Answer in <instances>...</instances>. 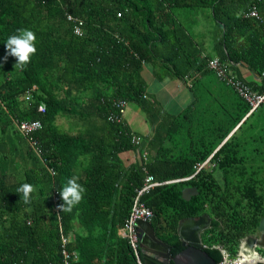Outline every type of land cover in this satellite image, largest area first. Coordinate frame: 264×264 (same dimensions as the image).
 Listing matches in <instances>:
<instances>
[{"label":"trees","instance_id":"obj_1","mask_svg":"<svg viewBox=\"0 0 264 264\" xmlns=\"http://www.w3.org/2000/svg\"><path fill=\"white\" fill-rule=\"evenodd\" d=\"M253 1L261 19L244 15ZM179 6L212 8L218 55L234 69L243 64L258 74V87L246 82L264 92V0H0V264H62L63 236L79 254L71 264H139L120 230L148 174L172 181L143 196L172 255L184 249L178 228L186 218L212 216L203 237L217 262L223 254L214 245L235 256L241 239L258 230L264 176L246 153L264 150V103L248 114L250 103L218 78L205 90L195 81L193 101L175 114L160 113L145 97L146 62H161L178 78L206 68V60L198 65L194 37L174 13ZM67 12L84 21L80 29ZM18 28L37 37V52L23 70L14 68V57L5 59L6 40ZM116 99L138 104L154 133L144 136L126 119L109 120ZM41 103L46 112L39 111ZM59 117L83 126L74 134L64 131ZM34 119L42 122L33 134L41 156L16 122ZM135 134L142 144L132 142ZM254 144L260 146L250 148ZM136 148L140 160L125 169L119 153ZM207 160L212 167L198 169ZM73 175L86 188L84 198L71 213L58 212L59 190ZM23 183L37 188L29 204L16 192ZM187 187L198 193L185 198Z\"/></svg>","mask_w":264,"mask_h":264},{"label":"crops","instance_id":"obj_2","mask_svg":"<svg viewBox=\"0 0 264 264\" xmlns=\"http://www.w3.org/2000/svg\"><path fill=\"white\" fill-rule=\"evenodd\" d=\"M174 13L188 28V33L194 37L198 53L200 51L198 65L202 60H205L203 54L210 57L219 56L217 50L219 31L218 25L212 16V8L207 6H197L194 8L179 6L174 9ZM205 20H208L209 23L205 24ZM234 71L249 84L258 87L261 78L246 65L236 64ZM143 76L147 81L145 97L158 106L161 110L160 113L166 115L182 111L193 101L194 92L192 85L195 81H198L197 85L201 84L205 90L210 85L213 87L218 80L215 74L209 71L207 66L204 68V71L201 68H195L186 74L184 78H178L171 73L168 67L158 61L146 62L143 68ZM190 76L194 77L191 85L188 82ZM183 103H187L186 106H183ZM172 109H174V112H170ZM125 119L132 129L144 136L150 137L154 133L155 125L149 122L146 113L141 109H132L129 105ZM57 123L64 131L73 134L77 133L83 126V122L80 120L75 121L63 117H59ZM139 150V148H136L119 153V158L125 169H129L140 160L141 155ZM74 228L84 232V229L78 222L75 223ZM120 234L123 235L122 229L120 230Z\"/></svg>","mask_w":264,"mask_h":264},{"label":"built area","instance_id":"obj_3","mask_svg":"<svg viewBox=\"0 0 264 264\" xmlns=\"http://www.w3.org/2000/svg\"><path fill=\"white\" fill-rule=\"evenodd\" d=\"M244 15L247 17H256L261 19V14L259 11V4L257 1H253L250 4L249 9L244 12ZM66 16L69 21L77 22L76 26L80 29L84 21L80 18L74 16L72 13L67 12ZM203 58L206 60V66L209 70L213 71L217 78L225 83L226 85L232 87L240 96L245 98L251 105V109L248 114L252 113L256 110L261 103H264V92L260 93L252 89V87L233 69V63L229 61L223 60L220 56H213L209 57L206 54H203ZM264 76V72L262 73ZM194 77H189V85L193 82ZM30 91L26 94V99H31ZM129 101L126 99H116L114 100V107L115 110L112 111L108 119L115 122H122L125 119L127 110L129 108ZM39 111L46 112V106L44 103H41L39 107ZM19 131L28 139L31 147L34 151L41 156L42 155V148L40 146V142L33 136V134L38 131L42 127V122L38 119L34 120H21L16 121ZM132 142L136 145L142 144V137L135 134L132 136ZM145 159H147L146 155L144 154ZM208 160L200 164L198 169H201L207 164ZM52 174H55V170L50 168ZM175 181V180H173ZM172 181H159L156 180L155 176L152 174H148L145 178L144 185L137 190V193L133 200V205L131 209V213L129 218L127 219L125 225L122 227L123 236L128 238L136 256L138 259L139 264H144L140 253L142 252L141 249V238H140V231H139V221L151 222L154 218V211L151 207H149L146 202L143 200V196L148 193L152 188L155 186H159L165 183H169ZM70 237L63 236L62 238V264H71L73 261H78L79 254L77 251H71L68 249ZM223 260L220 264H247L251 263L247 259L245 260L244 256L237 255L233 257L229 251H223ZM53 264V263H48Z\"/></svg>","mask_w":264,"mask_h":264},{"label":"water","instance_id":"obj_4","mask_svg":"<svg viewBox=\"0 0 264 264\" xmlns=\"http://www.w3.org/2000/svg\"><path fill=\"white\" fill-rule=\"evenodd\" d=\"M183 192L187 199L198 193L196 188L191 187H187ZM210 221L211 217L206 213L193 218L191 223L180 226L178 235L184 249L176 255H172L170 246L157 236L151 222L139 221L145 264H220L205 250L201 238V233Z\"/></svg>","mask_w":264,"mask_h":264},{"label":"clouds","instance_id":"obj_5","mask_svg":"<svg viewBox=\"0 0 264 264\" xmlns=\"http://www.w3.org/2000/svg\"><path fill=\"white\" fill-rule=\"evenodd\" d=\"M37 37L32 30L27 28H18L16 32L10 35L5 43L6 57H14L16 63L15 69L23 70L30 62L31 58L36 54ZM79 175H73L67 179L66 184L59 190V196L62 203L57 205L58 212L71 213L74 207L79 205L84 198L86 188L79 183ZM37 191V188L30 183H23L16 192L22 195V200L25 204L32 201V194Z\"/></svg>","mask_w":264,"mask_h":264},{"label":"flooded vegetation","instance_id":"obj_6","mask_svg":"<svg viewBox=\"0 0 264 264\" xmlns=\"http://www.w3.org/2000/svg\"><path fill=\"white\" fill-rule=\"evenodd\" d=\"M224 203H246V202L245 201H238V200H227V201H224ZM197 217H190V218H186V219L182 220L180 222L179 227L183 226L185 224L191 223L192 219L197 218ZM210 217H211L210 223L207 224V228L201 233V238L203 240V244H204L203 234L213 224V218H212V216H210ZM178 230H179V228H178ZM168 245L170 246L171 252H172V246L170 244H168ZM214 247L219 248L223 255H224V253H223L224 250L230 252L229 248L223 244H217V245H214ZM248 247H250V248H248ZM237 255L244 256L245 260L247 259L248 261L251 262V264H259V263L264 264V219L262 221V224L260 225L258 230H256L255 233L248 235V236L244 237L243 239H241L240 244L238 246L237 253L235 254V256H237ZM221 261L219 263H221Z\"/></svg>","mask_w":264,"mask_h":264},{"label":"rangeland","instance_id":"obj_7","mask_svg":"<svg viewBox=\"0 0 264 264\" xmlns=\"http://www.w3.org/2000/svg\"><path fill=\"white\" fill-rule=\"evenodd\" d=\"M204 23L205 24H208L209 21L208 20H205ZM183 104H184L183 106H186L187 103H183ZM130 108L136 109V110H139L140 109L139 105L136 104V103H131L130 104ZM169 108H171V107L169 106ZM170 112H174V109H172ZM258 146H260V145L259 144H254L250 148H256ZM246 155L249 156V157H254L256 159V162L258 163V165L262 166L261 172H262V175L264 176V150L262 148H260L258 152H255V151L254 152H249V153H246ZM206 167L207 168H211L212 167V163L210 162L209 164H207ZM262 182H263V185H264V177L262 179ZM248 248H250V247H248ZM233 257H236V256H233Z\"/></svg>","mask_w":264,"mask_h":264},{"label":"bare ground","instance_id":"obj_8","mask_svg":"<svg viewBox=\"0 0 264 264\" xmlns=\"http://www.w3.org/2000/svg\"><path fill=\"white\" fill-rule=\"evenodd\" d=\"M246 247V246H245Z\"/></svg>","mask_w":264,"mask_h":264}]
</instances>
